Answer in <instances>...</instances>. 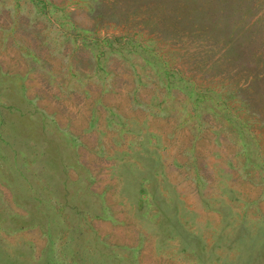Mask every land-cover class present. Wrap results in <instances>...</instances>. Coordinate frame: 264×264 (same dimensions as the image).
<instances>
[{"label":"rangeland","instance_id":"1","mask_svg":"<svg viewBox=\"0 0 264 264\" xmlns=\"http://www.w3.org/2000/svg\"><path fill=\"white\" fill-rule=\"evenodd\" d=\"M160 2L0 0V264H264V0Z\"/></svg>","mask_w":264,"mask_h":264},{"label":"trees","instance_id":"2","mask_svg":"<svg viewBox=\"0 0 264 264\" xmlns=\"http://www.w3.org/2000/svg\"><path fill=\"white\" fill-rule=\"evenodd\" d=\"M198 2H202V1L200 0H161L160 2L161 6L159 8L160 11L157 13L160 21H156V22H164L166 24L172 23L174 26H179V27L186 29L185 31L187 30L193 31L194 30L193 29V19L194 18H191L190 20H188L190 17V9L193 7H190L187 3L204 5L203 8H208V6H219L220 4L219 0H212V2L211 0H207V3L202 2L200 4H198ZM147 5L148 7L150 6L149 4ZM197 5H195V7ZM150 9H152L151 6H150ZM148 16H151V13H148ZM197 19L201 20L200 18H197ZM201 27H202V30L200 31H202L203 33L204 32L208 33L210 34L209 35L210 37H214L215 39H217L218 36H214V35L218 33V28L210 27L206 22H203L201 24ZM219 38L220 37H218V39Z\"/></svg>","mask_w":264,"mask_h":264}]
</instances>
